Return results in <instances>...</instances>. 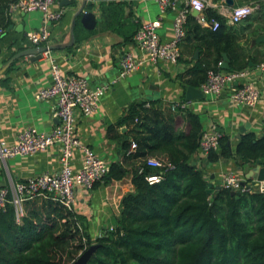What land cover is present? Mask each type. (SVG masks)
Listing matches in <instances>:
<instances>
[{"label": "trees", "instance_id": "obj_1", "mask_svg": "<svg viewBox=\"0 0 264 264\" xmlns=\"http://www.w3.org/2000/svg\"><path fill=\"white\" fill-rule=\"evenodd\" d=\"M13 1L0 0V27L5 28L4 17ZM252 1L262 17L263 1L235 0L237 5ZM98 10L100 30L132 42L140 22L133 20L128 2L100 0ZM204 15L219 26H204L189 12L178 42V62L192 64L177 75L183 88L200 87L209 70H223L218 63H224V55L227 72L264 61V51L260 58L252 50L244 52L236 24H227L212 6L205 8ZM79 29L84 28L78 16L75 35ZM185 46L190 47L187 56ZM195 52L196 58H187ZM177 115L186 124L184 130L176 127ZM118 127L124 131L118 132ZM202 130L198 114L163 100L133 102L108 127L107 135L121 143L122 155L110 164L104 180H121L131 173L134 190L122 197L115 226L103 230L85 264H264V193L232 195L225 187L208 191L204 171L191 160ZM132 142L136 146L130 150ZM232 156L228 137L222 135L218 149L210 150L206 158L214 163ZM149 157L163 167L148 166ZM235 157L241 166L264 161V136L241 134ZM154 173H160L161 179L150 184L146 177ZM90 246L84 217L51 198L23 201L19 217L12 204L0 209V264H73Z\"/></svg>", "mask_w": 264, "mask_h": 264}, {"label": "crops", "instance_id": "obj_2", "mask_svg": "<svg viewBox=\"0 0 264 264\" xmlns=\"http://www.w3.org/2000/svg\"><path fill=\"white\" fill-rule=\"evenodd\" d=\"M209 1V6L215 9L219 5L227 6L224 0L215 3ZM182 2L183 0H170V6L163 13L154 0H131L128 4L135 22L161 18L159 35L161 40L165 41L173 37V19ZM81 4L82 2H73L67 5L64 16L58 22L49 24L51 44L69 41L72 21L75 17L76 23L79 16L76 11ZM235 5L237 4L234 0ZM241 5L252 6L253 11L248 15L249 19H246L247 16L235 25L239 33L238 42L245 53L252 50L254 55L260 58V52L264 51V41L257 42L256 38L264 34V11L262 17L257 14L258 7L253 1ZM56 7L57 5H53L52 9ZM92 12L95 13L98 23L99 10ZM195 17L198 18L199 14ZM1 19L2 15L0 21ZM4 21L7 24L0 35V68L17 52L35 46L26 40L25 35L26 32L39 29L42 25L39 11L23 12L14 8L6 11ZM93 29L95 31L92 33H88L89 30L85 28L79 29L72 46L51 50L47 56L42 54L40 59L31 60V55L18 57L0 74V144L14 142L25 128L32 126L41 131H49L58 123L57 118L52 116L51 102L36 97L37 91L51 81L50 60H53L62 73L79 74L87 77L92 86H105L93 114L77 116L76 136L79 142L92 148L109 164L119 161L122 150L121 143L107 135V129L120 119L129 104L154 100L171 103L185 101L186 108L200 116L203 128L211 121L217 124L222 135L228 137V145L233 154L230 158L214 163L208 162L206 155L199 148L191 156L192 163L204 171V178L211 184L210 189L221 188L219 182L224 173H232L242 179H255L259 166L255 165V162L239 165L235 149L240 135L245 132L264 136V66L261 67L264 61L252 64V70L247 68V80L252 82L259 92L255 107L248 108L232 102L229 99L231 84H227L219 96L203 95L201 98L186 101V88L182 87L177 75L190 67L191 63L172 64L164 61L153 64L146 61L134 72L120 77V55L124 51H130L138 57L142 55L140 50L132 42L124 41V37L116 32L100 30L98 24ZM189 50L190 47L185 46V56ZM190 57L196 58L197 52L187 58ZM222 69L225 71L223 66ZM150 86L154 88L150 89ZM196 88L200 89L199 86ZM153 92H158L157 98H154L156 94ZM246 126L245 131L240 132V129ZM176 127L178 130H184L186 127L181 115L176 117ZM117 131L122 133L124 128L118 127ZM80 163L81 153L76 150L72 161L73 168H78ZM57 168L58 157L55 148L30 156L0 160V186H10L12 182L24 181L28 177L52 172ZM252 168L255 169V174L247 178L246 174ZM107 180L97 182L91 189L79 186L76 190L73 210L84 217L91 245L96 244V239L105 228L115 226L122 197L134 190L131 173L121 180Z\"/></svg>", "mask_w": 264, "mask_h": 264}, {"label": "built area", "instance_id": "obj_3", "mask_svg": "<svg viewBox=\"0 0 264 264\" xmlns=\"http://www.w3.org/2000/svg\"><path fill=\"white\" fill-rule=\"evenodd\" d=\"M61 0H14L7 10L12 8L23 12L39 11L41 13L42 25L39 29L26 32V40L35 46L51 45V31L49 24L58 22L65 14L66 6L60 4ZM82 2L84 0H71ZM106 2H129L131 0H105ZM159 4L163 13L170 6V0H154ZM199 9L192 0H183L180 9L173 19V37L170 40H161L159 29L162 25L161 18H154L140 22L132 37V44L140 50L142 55L136 57L133 52L124 51L119 58L120 77L134 72L146 61L158 63L168 61L172 64L178 63V42L183 35V26L187 14L192 10L198 12L199 22L204 26L215 29L219 23L215 20L209 22L204 15V10L211 5L209 0H199ZM91 4V8L86 5ZM100 0H85L84 11L98 10ZM53 5H57L52 9ZM218 12L227 18L230 24H238L249 14L253 7L250 5H235L227 8L219 5ZM228 9V10H227ZM247 9L245 15H237L238 10ZM92 10V11H93ZM4 28L0 27V35ZM51 50L46 49L42 54L47 56ZM222 67V62L218 63ZM264 63L261 64V67ZM248 70L242 69L227 72L220 69L209 70L207 78L201 84L200 89L205 95L219 96L227 84H231L229 99L245 107L253 108L259 100V92L252 82L247 80ZM50 83L39 89L36 97L40 100L51 102L52 116L59 122L49 131H41L36 127L23 129L14 142L0 144V160L14 157L30 156L41 153L49 148H55L58 157V168L52 172H45L36 176L28 177L24 181L12 182L10 186H0V209L6 204H12L16 216L22 213L23 201L35 196H44L62 203L73 209L76 200V190L79 186L91 189L96 182L104 179L109 171L110 164L100 158L92 148L79 142L76 136L77 116H90L96 109L100 96L105 86H92L87 77L79 74H64L58 65L50 60ZM174 106L186 108L187 102H174ZM222 132L217 124L211 121L203 128L199 140V149L204 155L210 150L218 149L219 139ZM136 144L131 143L130 150ZM81 153V163L76 169L72 166L75 151ZM147 165L153 168H162V163L153 157L147 159ZM220 187L229 188L231 191L241 193H264V179L252 180L240 178L232 173H224L220 177ZM148 183H157L161 179L160 173L150 174L146 177ZM210 201V200H209ZM112 229V228H110ZM103 234L100 233L98 237Z\"/></svg>", "mask_w": 264, "mask_h": 264}, {"label": "water", "instance_id": "obj_4", "mask_svg": "<svg viewBox=\"0 0 264 264\" xmlns=\"http://www.w3.org/2000/svg\"><path fill=\"white\" fill-rule=\"evenodd\" d=\"M224 3L229 7H233L234 6V0H224ZM60 4L62 6H67V5H70L72 4L71 0H61L60 1ZM85 6V0L82 1V4L80 5V7L77 9L76 11V15L80 16V23L81 25L87 29V30H91L93 28L96 27V24H97V19H96V15L94 12L92 11H84L83 8ZM228 8V9H229ZM198 12H196L195 10H192L191 11V15L192 16H197ZM74 26H75V17L72 21V26H71V29H70V39L68 42H64V43H59V44H51L49 45L48 47H45V46H33L32 48H26L22 51H19L17 52L16 54H14L13 56L10 57V59L5 62V64L0 68V74H2L6 68L18 57H21V56H26V55H31V60H37V59H40L42 57V53L48 49V50H55V49H63V48H67V47H70L74 44L75 42V34H74ZM256 41L257 42H260V41H264V34L257 37L256 38ZM224 63H223V68L226 70L228 68V59L227 57L224 55ZM250 68L249 70H252L253 67H252V63H250ZM154 86H150V89H153ZM158 92H153V94L156 96L154 98H157V94ZM203 95H205L203 93V91L199 88H196L194 86H187L186 89H185V100L186 101H190L192 99H198V98H201L203 97ZM57 121L59 122V119L57 118ZM248 126V125H247ZM246 127H242L240 129V132H243L245 131V129L247 128ZM255 165L259 166V169H258V172L255 176V179L256 180H262L264 179V161L262 159H257L255 161ZM255 174V169H250L249 172L246 174V177L247 178H250V177H253ZM108 179H110L108 177ZM210 187H211V184L208 183V191H210ZM232 195H238L239 193L238 192H235V191H231L230 192ZM97 247V244H93L91 245L88 249H86L79 257L78 259L73 263V264H85L86 261L89 259V257L91 256V254L94 252V250L96 249Z\"/></svg>", "mask_w": 264, "mask_h": 264}, {"label": "clouds", "instance_id": "obj_5", "mask_svg": "<svg viewBox=\"0 0 264 264\" xmlns=\"http://www.w3.org/2000/svg\"><path fill=\"white\" fill-rule=\"evenodd\" d=\"M192 2L196 6L197 9L201 7L199 0H192ZM247 11H248L247 9H240L238 10L237 15H241V16L245 15Z\"/></svg>", "mask_w": 264, "mask_h": 264}, {"label": "rangeland", "instance_id": "obj_6", "mask_svg": "<svg viewBox=\"0 0 264 264\" xmlns=\"http://www.w3.org/2000/svg\"><path fill=\"white\" fill-rule=\"evenodd\" d=\"M74 2H77V1H74Z\"/></svg>", "mask_w": 264, "mask_h": 264}]
</instances>
